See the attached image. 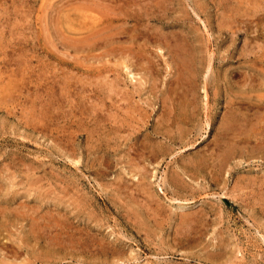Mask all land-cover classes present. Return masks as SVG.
I'll list each match as a JSON object with an SVG mask.
<instances>
[{
  "label": "rangeland",
  "instance_id": "1",
  "mask_svg": "<svg viewBox=\"0 0 264 264\" xmlns=\"http://www.w3.org/2000/svg\"><path fill=\"white\" fill-rule=\"evenodd\" d=\"M89 1L0 0V264H264V0Z\"/></svg>",
  "mask_w": 264,
  "mask_h": 264
},
{
  "label": "bare ground",
  "instance_id": "2",
  "mask_svg": "<svg viewBox=\"0 0 264 264\" xmlns=\"http://www.w3.org/2000/svg\"><path fill=\"white\" fill-rule=\"evenodd\" d=\"M103 1V0H102ZM114 1V0H113ZM128 1V0H127ZM146 1H148V0H146ZM165 1V0H164ZM230 1V0H229ZM235 1H237V0H235ZM88 2H90L89 0H88ZM101 2V1H100ZM107 2V1H106ZM108 2H111V1H109L108 0ZM132 3H133V1H131ZM139 2V1H138ZM152 2V1H151ZM114 3V2H113ZM116 3V2H115ZM119 3V2H118ZM118 3L115 5V7L118 5ZM127 3V2H126ZM141 3V2H140ZM140 3H139V5H140ZM157 3V2H156ZM162 3V2H161ZM229 3V2H228ZM239 3H242V2H237V3H235V6H236V4H239ZM95 4V3H94ZM110 4V3H109ZM120 4V3H119ZM148 4V3H147ZM146 3H145V5H147ZM232 4H233V2H232ZM245 4H246V0H245ZM125 5V4H124ZM138 4H137V6H139ZM143 5V4H142ZM148 5H150V4H148ZM248 6H250V5H248ZM97 7V6H96ZM99 7V6H98ZM101 7V6H100ZM99 7V8H100ZM120 7V6H119ZM126 7V6H125ZM127 7H129V6H127ZM131 7V6H130ZM133 7H135V6H133ZM150 7V6H149ZM237 7V6H236ZM241 7V6H240ZM103 8H105V7H103ZM122 8H123V6H122ZM139 8V7H138ZM144 8V7H143ZM147 8V7H146ZM102 9V8H101ZM133 9V8H132ZM135 9V8H134ZM140 9V8H139ZM138 9V10H139ZM158 9V8H157ZM156 9V10H157ZM234 9V8H233ZM236 9H238V8H236ZM241 8H239L238 10H240ZM242 9H245V8H242ZM107 10V9H106ZM123 10V9H122ZM128 10L130 11L131 9H129L128 8ZM150 10V9H149ZM152 10V9H151ZM115 10H113V12H114ZM232 11V10H231ZM248 11V10H247ZM250 11V10H249ZM87 12V11H86ZM118 12V11H117ZM121 12V11H120ZM119 12V13H120ZM137 12H139V11H137ZM147 12V11H146ZM145 12V13H146ZM150 12V11H149ZM160 12V11H159ZM237 12V11H236ZM240 12H242V10L240 11ZM245 12V10H243V13ZM92 13H93V11H92ZM96 13V12H95ZM107 12H105V14H106ZM112 13V12H111ZM125 13V12H124ZM148 13V12H147ZM234 13V12H233ZM103 14V13H102ZM122 14V13H121ZM128 14V13H127ZM131 14V13H130ZM167 14V13H166ZM262 14V13H261ZM93 15V14H92ZM94 15H97V14H94ZM141 15V14H140ZM157 15V14H156ZM161 15V14H160ZM240 15H242L241 13H240ZM86 16V15H85ZM118 16V15H117ZM120 16V15H119ZM126 16V17H125ZM124 17H112V16H107V18H106V20L107 21H114V20H117L118 21V19H120V20H122L123 22L124 21H130V20H134L135 22H139V19H138V17H132L131 15H129V16H127V15H125ZM151 16V15H150ZM163 16V15H162ZM227 16V15H226ZM232 16H233V14H232ZM236 16V15H235ZM243 16V15H242ZM245 16V15H244ZM243 16V17H244ZM258 16V15H257ZM263 16V15H262ZM94 17V16H93ZM106 17V16H105ZM241 17V16H240ZM86 18H88V17H86ZM230 18V17H229ZM259 18V17H258ZM152 19V18H151ZM235 19V18H234ZM146 20V19H145ZM148 20V19H147ZM247 20V19H246ZM249 20V19H248ZM89 21V20H88ZM91 21V20H90ZM121 21V22H122ZM240 21V20H239ZM252 21V20H251ZM258 21V20H257ZM256 21V22H257ZM122 22V23H123ZM235 23H236V21H234ZM148 23V22H147ZM242 23V22H241ZM260 23V22H259ZM128 24V23H127ZM139 24V23H138ZM145 24V23H144ZM244 24H247V23H245V18H244ZM133 25H134V23H133ZM140 25H142V24H140ZM249 25V24H248ZM255 25H257V24H255ZM66 26V25H65ZM70 25L68 24V27H69ZM137 26V25H136ZM143 26H145V25H143ZM142 26V27H143ZM243 26V25H242ZM250 26V25H249ZM67 27V26H66ZM67 27V28H68ZM138 27H140V26H138ZM239 27H240V25H239ZM69 29H70V27H69ZM129 29V28H128ZM154 29V28H153ZM237 29V28H236ZM72 30V29H71ZM146 30V29H145ZM158 30V29H157ZM67 31V30H66ZM135 31V30H134ZM143 31V30H142ZM133 32V31H132ZM116 33H118V32H116ZM120 33V32H119ZM129 33V32H128ZM136 33V32H135ZM134 33V34H135ZM156 33V32H155ZM131 34V33H130ZM138 34V33H137ZM174 34V33H173ZM176 35V34H175ZM120 36V35H119ZM155 36V35H154ZM98 37V36H97ZM122 37H123V35H122ZM136 38V37H135ZM146 38V37H145ZM161 38V37H160ZM171 39H173V38H171ZM184 39V38H183ZM107 40V39H106ZM111 40V39H110ZM138 40V39H137ZM156 40V39H155ZM162 40V39H161ZM80 41V40H79ZM90 41V40H89ZM140 41V40H139ZM147 41H149V40H147ZM146 41V42H147ZM165 41V40H164ZM168 41H169V39H168ZM134 42V41H133ZM157 42V41H156ZM71 43V42H70ZM73 43V42H72ZM91 43V42H90ZM73 45V44H72ZM132 45V44H131ZM170 45H171V43H170ZM74 46V45H73ZM113 46V45H112ZM173 47V46H172ZM129 49H131V48H129ZM169 49V48H168ZM170 50H171V48H170ZM169 50V51H170ZM178 50V49H177ZM130 54V53H129ZM121 55V54H120ZM149 55V54H148ZM182 56V55H181ZM177 57V56H176ZM152 58V57H151ZM155 58V57H154ZM179 59V58H178ZM126 60H127V58H126ZM194 60V59H193ZM155 61V60H154ZM143 62V61H142ZM144 62H145V59H144ZM121 63V62H120ZM135 64V63H134ZM123 65V64H122ZM154 66V65H153ZM137 67V66H136ZM128 69V68H127ZM136 69V68H135ZM125 70V69H124ZM126 72V71H125ZM127 72L128 73H130L128 70H127ZM134 76V75H133ZM177 76V75H176ZM180 76V75H179ZM191 76V75H190ZM150 80V79H149ZM174 80V79H173ZM188 80V79H187ZM191 80V79H190ZM192 87V86H191ZM195 99V98H194ZM172 100V99H171ZM178 100V99H177ZM192 101H194V100H192ZM186 102V101H185ZM184 102V103H185ZM194 103V102H193ZM183 104V103H182ZM181 104V105H182ZM234 105V104H233ZM184 106V105H183ZM185 108V107H184ZM187 109V108H186ZM184 111V110H183ZM193 112V111H192ZM176 113V112H175ZM186 114V113H185ZM188 119V118H187ZM181 124V123H180ZM160 133V132H159ZM220 135V134H219ZM223 140V139H222ZM205 153V152H204ZM172 177V176H171ZM175 180V179H174ZM182 221V220H181ZM188 221V220H187ZM183 222V221H182ZM189 223V222H188Z\"/></svg>",
  "mask_w": 264,
  "mask_h": 264
}]
</instances>
